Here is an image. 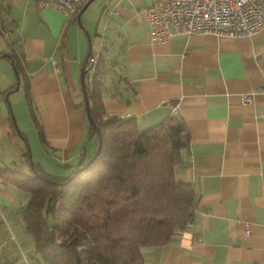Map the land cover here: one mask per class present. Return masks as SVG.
<instances>
[{
    "label": "crops",
    "instance_id": "0c3cea01",
    "mask_svg": "<svg viewBox=\"0 0 264 264\" xmlns=\"http://www.w3.org/2000/svg\"><path fill=\"white\" fill-rule=\"evenodd\" d=\"M150 2L88 0L69 17L34 0H0L10 32L8 41L0 31V169L43 168L59 180L93 153L79 73L88 49H103L120 74L115 92L101 95L104 110L135 117L140 130L179 117L189 131L176 177L195 189L194 215L169 242L143 247L144 264H264V29L152 41ZM12 40L23 75L7 57ZM28 115L43 134L36 156L20 125ZM28 198L0 179V264H43L19 211Z\"/></svg>",
    "mask_w": 264,
    "mask_h": 264
},
{
    "label": "trees",
    "instance_id": "16d2710c",
    "mask_svg": "<svg viewBox=\"0 0 264 264\" xmlns=\"http://www.w3.org/2000/svg\"><path fill=\"white\" fill-rule=\"evenodd\" d=\"M8 29L0 23L6 36ZM10 46L7 57L16 73L23 75L21 49L13 40ZM97 54L96 66L85 74L89 111L102 138L97 156L76 172L90 154L56 181L34 168L29 173L0 169L2 181L28 193L19 211L33 252L43 264H144L143 247L169 242L194 215L195 189L176 177L190 141L185 121L167 116L140 130L135 117L104 110L101 95L115 92V76L120 74L115 58L106 57L103 49ZM26 98L31 107L29 91ZM87 122L96 149V130L88 118ZM62 214H67L65 221Z\"/></svg>",
    "mask_w": 264,
    "mask_h": 264
},
{
    "label": "built area",
    "instance_id": "2783aa9c",
    "mask_svg": "<svg viewBox=\"0 0 264 264\" xmlns=\"http://www.w3.org/2000/svg\"><path fill=\"white\" fill-rule=\"evenodd\" d=\"M34 1L39 8L53 7L70 17L88 0ZM146 19L150 39L158 42L178 33L250 35L264 29V0H151L146 8ZM88 60L87 67L94 68L97 52ZM242 100L248 101L249 96L243 95Z\"/></svg>",
    "mask_w": 264,
    "mask_h": 264
},
{
    "label": "rangeland",
    "instance_id": "374dc122",
    "mask_svg": "<svg viewBox=\"0 0 264 264\" xmlns=\"http://www.w3.org/2000/svg\"><path fill=\"white\" fill-rule=\"evenodd\" d=\"M96 44H97L96 43V40L94 39L93 40V46H94V48L96 47ZM20 125H21L22 129H24L26 131V133L28 134V137H29V139H28V146H29L30 153H33V155L36 156L38 154V151H37L38 144L41 147H44V146H43L42 142H40L41 139H40L39 134L37 132V129H36L35 125H34V122L32 121V119H30V117L28 115L27 118H24L22 121H20ZM34 132H35V137H34ZM92 140L94 141V138H92ZM43 160H45L44 163H46L47 165H48L47 162H51V165H52V163H55V164L58 163L59 164V162L54 161V160L49 159V158H46V159L44 158ZM34 161H35V159H34ZM36 161H38L37 162L38 164L41 163L40 160H36ZM38 173L41 176H43V177H45V178H47V179H49L51 181H56V179L49 178L50 177L49 176L50 175L49 173H52V171H46L45 169L42 168V170H39ZM46 173L48 175L45 176L44 174H46ZM60 217H61L60 218L61 220H64L65 221L67 219V214H62V215H60ZM48 219H49V222L50 223H54V221H55L52 216H49Z\"/></svg>",
    "mask_w": 264,
    "mask_h": 264
},
{
    "label": "water",
    "instance_id": "95a60500",
    "mask_svg": "<svg viewBox=\"0 0 264 264\" xmlns=\"http://www.w3.org/2000/svg\"><path fill=\"white\" fill-rule=\"evenodd\" d=\"M90 53H91V49L89 48L87 51V54H86V56L82 62V65L80 67L79 82H80L81 91H82V95H83V102H84V109H85L86 117L88 118L89 122L92 123V125L94 126V128L96 130V134L98 137V144H97V147L94 150L93 154L86 161L84 166L77 169L76 172L80 171L82 168L87 166L97 156V154L99 153V151L101 149V142H102L100 129L93 123V120L91 118V114L89 111V99H88V95H87V91H86V87H85V74H86V71L89 69V67L86 66V63H87L88 56ZM16 82H17V84L19 83V76L17 74H16ZM16 129H18L17 126H16Z\"/></svg>",
    "mask_w": 264,
    "mask_h": 264
}]
</instances>
